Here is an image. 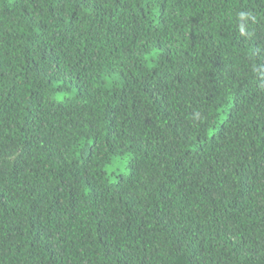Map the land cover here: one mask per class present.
<instances>
[{
    "label": "trees",
    "instance_id": "obj_1",
    "mask_svg": "<svg viewBox=\"0 0 264 264\" xmlns=\"http://www.w3.org/2000/svg\"><path fill=\"white\" fill-rule=\"evenodd\" d=\"M0 264H264V0H0Z\"/></svg>",
    "mask_w": 264,
    "mask_h": 264
}]
</instances>
